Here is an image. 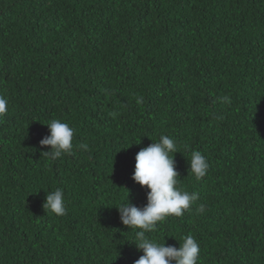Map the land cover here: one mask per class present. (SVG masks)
<instances>
[{
	"label": "trees",
	"instance_id": "1",
	"mask_svg": "<svg viewBox=\"0 0 264 264\" xmlns=\"http://www.w3.org/2000/svg\"><path fill=\"white\" fill-rule=\"evenodd\" d=\"M0 96V264H134L112 206L146 205L135 156L161 135L199 199L147 235H192L197 264H264V0H0ZM52 119L74 130L55 160ZM56 188L63 216L43 208Z\"/></svg>",
	"mask_w": 264,
	"mask_h": 264
},
{
	"label": "clouds",
	"instance_id": "2",
	"mask_svg": "<svg viewBox=\"0 0 264 264\" xmlns=\"http://www.w3.org/2000/svg\"><path fill=\"white\" fill-rule=\"evenodd\" d=\"M7 111L8 101L0 96V116ZM45 125L49 135L39 141V146H50V150L41 153L53 160L70 154L73 148V128L60 119H52ZM174 153H177V145L166 135H161L158 141L141 148L135 156L132 178L140 186L147 187V203L143 208H138L126 198V202L112 206L118 210L120 222L127 228L136 230L134 244L137 249L143 250V255L134 264H197L200 245L192 235L182 236V243H179L178 248L166 246L165 240L161 243L147 235L155 232L158 222L166 217H181L199 199L198 193H189L177 187L179 173L175 169ZM188 164V171L196 180L203 178L209 168L206 158L199 151L191 152ZM45 193L43 208L57 216L65 215L67 208L63 189L56 188ZM199 210L203 212V204L199 206Z\"/></svg>",
	"mask_w": 264,
	"mask_h": 264
}]
</instances>
